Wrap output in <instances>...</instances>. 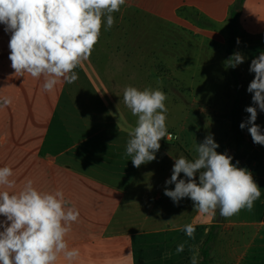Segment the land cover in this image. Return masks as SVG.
<instances>
[{
	"label": "crops",
	"instance_id": "obj_1",
	"mask_svg": "<svg viewBox=\"0 0 264 264\" xmlns=\"http://www.w3.org/2000/svg\"><path fill=\"white\" fill-rule=\"evenodd\" d=\"M248 1L244 0L238 17L246 37L236 44L235 52L245 45L251 48L252 43L264 47V31L257 34L248 23ZM235 2L126 0L113 14L110 30L102 22L91 56L74 69L79 79L58 83L47 92L42 88L44 75L15 74L9 60L11 34L0 24V99L11 101L0 107V167H10V179L15 181L10 188L0 185V192L18 194L31 180L41 192L62 190L70 206L79 210L65 236L69 250L78 249L79 256L67 260L61 253L55 264H191L190 248L198 247L200 254L206 236L197 233L201 213L189 198L174 204L164 195L166 187L174 189L165 184L174 160L180 155L193 158L186 153L184 140L172 144L162 138L156 159L133 167L132 157L125 155L126 128L135 126L137 117L124 105L123 89L151 86L171 31L191 34L198 41L196 49L227 46V23ZM168 59L163 66H174L179 73L183 60ZM208 61L216 66L214 58ZM189 223L195 225L194 239L181 230ZM223 224L236 226L225 218ZM238 230L240 246L232 241L225 248V264L233 260L264 264V218L240 224ZM181 243L184 251L177 254Z\"/></svg>",
	"mask_w": 264,
	"mask_h": 264
},
{
	"label": "clouds",
	"instance_id": "obj_2",
	"mask_svg": "<svg viewBox=\"0 0 264 264\" xmlns=\"http://www.w3.org/2000/svg\"><path fill=\"white\" fill-rule=\"evenodd\" d=\"M125 3L126 0H0V24L11 34L9 60L15 74L28 73L36 78L44 75L42 88L46 92L54 90L58 83L76 82L79 76L74 69L91 56L101 35L102 22L105 30H110L115 24L113 14ZM236 42L240 43L239 38ZM245 59L241 52H234L225 64L235 68ZM249 72L254 77L246 91L252 94L251 102L255 106L244 109L248 117L239 128H247L253 143L264 146V130L256 124L257 109L264 112V52L251 60ZM162 88L163 81L157 78L155 88L139 90L125 86L123 89V103L137 117L135 126L126 128L129 138L125 155L132 157L133 167L154 161L162 138L179 140L178 135L167 129L168 97ZM10 102L8 97H3L0 107L6 108ZM218 147L209 134L202 142H195L194 159L183 155L176 158L171 177L165 181L166 185H174V189L166 187L164 195L174 204L189 198L197 212L213 218L217 210L222 218L232 217L242 209L251 211L261 197V189L247 168L238 167L239 161L233 164V157L227 151L218 153ZM181 174L186 179L180 178ZM12 176L10 167H0V185L13 187ZM79 215L62 190L41 192L31 180L18 194L0 192V216L5 217L0 221L3 229L0 264H55L61 253L67 260L78 257V249L69 250L65 236ZM181 230L194 239L195 225L185 224ZM183 251L184 244L177 245L175 252ZM190 251L191 264H199V248L193 246Z\"/></svg>",
	"mask_w": 264,
	"mask_h": 264
},
{
	"label": "rangeland",
	"instance_id": "obj_3",
	"mask_svg": "<svg viewBox=\"0 0 264 264\" xmlns=\"http://www.w3.org/2000/svg\"><path fill=\"white\" fill-rule=\"evenodd\" d=\"M246 14L249 17L248 23L251 24L253 30L257 34L263 32L264 0H249ZM193 18L198 21L197 18ZM227 27L229 29L228 23ZM238 27L240 29L239 25ZM190 35L181 30L170 32L160 56V63L156 66L151 87H156L157 78L162 79V91L168 97L165 102L168 109L167 129L169 133L179 136V140H171L172 144H181L180 139L184 140L186 153L194 159L197 155L194 149L195 142L198 144L207 135L212 134L214 141L219 145L216 151L220 154L227 151L229 155L233 156L234 143L230 133V124L228 120L224 119V116L230 111L233 99V81L229 67L225 64L227 46H217L213 50L208 49L206 45L203 50L196 49L198 41L192 39ZM246 46L240 50L246 57L244 63L235 67L241 81L242 121L248 117L244 109L248 106H255L251 102L252 94L246 91L254 77V73L249 72L250 64H246V62L264 52V47L259 42L252 43L251 48ZM212 58H214L216 66L213 65V61H208ZM167 59L183 60L181 71L179 73L175 71L174 66H163L162 63ZM257 113L256 124L264 130V112L257 109ZM245 129L249 135L247 128ZM240 167L247 168L252 173L254 182L262 191L261 197L254 202L251 211L242 209L238 214L225 218L226 222H234L236 226L225 227L223 218L217 230V242L213 252L215 264H225V248L230 247L232 241L233 244L240 246L239 237L236 236L240 233L238 230L240 224L258 222L264 218L262 215L264 211V146L253 143V150ZM213 224L214 218L210 214L201 213L200 226L197 229L199 236H205Z\"/></svg>",
	"mask_w": 264,
	"mask_h": 264
},
{
	"label": "trees",
	"instance_id": "obj_4",
	"mask_svg": "<svg viewBox=\"0 0 264 264\" xmlns=\"http://www.w3.org/2000/svg\"><path fill=\"white\" fill-rule=\"evenodd\" d=\"M244 0H236L234 7L229 16L230 38L227 43L226 58L228 59L234 52L237 44V38L242 39L246 34L238 27L239 10ZM229 72L233 81V99L230 111L224 116V119L230 123V133L234 143V152L232 163L239 161L238 167L246 160L253 150V141L250 134L246 133V129L241 130L239 124L241 118V81L235 68L229 67ZM220 225L213 224L206 233L205 239L200 247L199 264H212V252L217 242V230Z\"/></svg>",
	"mask_w": 264,
	"mask_h": 264
},
{
	"label": "water",
	"instance_id": "obj_5",
	"mask_svg": "<svg viewBox=\"0 0 264 264\" xmlns=\"http://www.w3.org/2000/svg\"><path fill=\"white\" fill-rule=\"evenodd\" d=\"M222 220H223V218L220 217V215H219V210H218V211H217V214H216V216H215V218H214V224H215V225H219V224L222 223Z\"/></svg>",
	"mask_w": 264,
	"mask_h": 264
},
{
	"label": "built area",
	"instance_id": "obj_6",
	"mask_svg": "<svg viewBox=\"0 0 264 264\" xmlns=\"http://www.w3.org/2000/svg\"><path fill=\"white\" fill-rule=\"evenodd\" d=\"M167 139V138H166ZM168 141H171V140H169V139H167Z\"/></svg>",
	"mask_w": 264,
	"mask_h": 264
}]
</instances>
